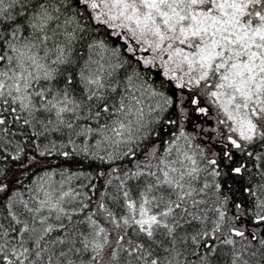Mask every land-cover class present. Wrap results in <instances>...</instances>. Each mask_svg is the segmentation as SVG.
<instances>
[{
    "label": "snow or ice",
    "instance_id": "6c2138e0",
    "mask_svg": "<svg viewBox=\"0 0 264 264\" xmlns=\"http://www.w3.org/2000/svg\"><path fill=\"white\" fill-rule=\"evenodd\" d=\"M0 264H264V0H0Z\"/></svg>",
    "mask_w": 264,
    "mask_h": 264
}]
</instances>
